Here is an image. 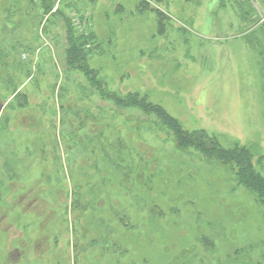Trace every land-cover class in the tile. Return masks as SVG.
<instances>
[{
    "label": "rangeland",
    "instance_id": "374dc122",
    "mask_svg": "<svg viewBox=\"0 0 264 264\" xmlns=\"http://www.w3.org/2000/svg\"><path fill=\"white\" fill-rule=\"evenodd\" d=\"M128 92L264 176V0H0V264H264L233 166L108 97Z\"/></svg>",
    "mask_w": 264,
    "mask_h": 264
},
{
    "label": "trees",
    "instance_id": "16d2710c",
    "mask_svg": "<svg viewBox=\"0 0 264 264\" xmlns=\"http://www.w3.org/2000/svg\"><path fill=\"white\" fill-rule=\"evenodd\" d=\"M67 33V67L79 68L88 77H91L92 71L89 70L87 62V57L90 53L88 48L90 47V35L79 34L73 29L71 24H68ZM99 90L104 96H107V93H104L101 87ZM108 97L119 108L138 109L146 116H155L158 123H161L164 128L172 133L179 148L192 147L207 158H213L224 164H231L235 172L236 184L251 190L255 195L256 201L264 210V176L256 169L254 154L250 148L238 143L233 148H224L205 129L187 130L178 119L169 114L161 105L150 102L146 96H141L139 92H128L125 94L111 93ZM75 197L76 195L72 199V210H76V207H78V200ZM120 220L124 228L129 227V222L126 224L127 220Z\"/></svg>",
    "mask_w": 264,
    "mask_h": 264
}]
</instances>
